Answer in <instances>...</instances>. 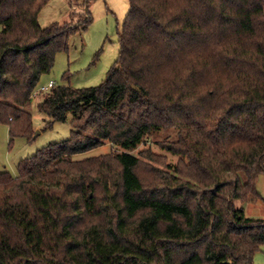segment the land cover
Instances as JSON below:
<instances>
[{"label": "trees", "instance_id": "16d2710c", "mask_svg": "<svg viewBox=\"0 0 264 264\" xmlns=\"http://www.w3.org/2000/svg\"><path fill=\"white\" fill-rule=\"evenodd\" d=\"M52 1L0 0L10 146L34 140L33 96L93 22L97 0H84V20L42 28ZM129 11L106 81L54 85L38 104L46 128L70 122L69 139L16 177L0 171V264H255L264 247V221L236 205L263 198L264 0H129ZM170 131L175 163L134 153ZM108 143L121 151L75 160Z\"/></svg>", "mask_w": 264, "mask_h": 264}, {"label": "rangeland", "instance_id": "374dc122", "mask_svg": "<svg viewBox=\"0 0 264 264\" xmlns=\"http://www.w3.org/2000/svg\"><path fill=\"white\" fill-rule=\"evenodd\" d=\"M75 5L77 7L74 10ZM86 10L84 0H78L76 4L66 0H53L40 13V25L42 28H48L53 24L74 25L84 20L87 16ZM89 11L93 17L89 30L71 37L68 52H61L57 55L52 71L44 75L39 88L47 86L50 82L55 83L56 86L91 88L102 84L108 78L109 69L118 60L119 33L130 12L129 0H97L90 3ZM43 96L36 97L31 106L32 121L36 131L34 140L29 141L19 137L10 146L9 127L0 124V171H8L16 177L18 175L17 165L21 160L31 158L39 150L51 144L69 139L72 131L70 122L56 123L53 128H46L45 119L47 117L40 112L38 107ZM177 136L176 131L161 132L156 134L149 143L140 146L134 153L140 156L142 152L149 150L159 157L166 156L167 163H175V158L168 154L166 148L171 147V143L177 139ZM112 150L121 151L108 143L86 154L77 155L75 160L107 155ZM155 165L164 168L157 163ZM258 191L262 194V199L250 203L236 201V205L244 207L248 217L264 221V173L260 177ZM255 264H264V247L256 253Z\"/></svg>", "mask_w": 264, "mask_h": 264}, {"label": "built area", "instance_id": "2783aa9c", "mask_svg": "<svg viewBox=\"0 0 264 264\" xmlns=\"http://www.w3.org/2000/svg\"><path fill=\"white\" fill-rule=\"evenodd\" d=\"M66 1H68L69 3H75L76 4V2H78V0H66ZM77 6L75 5L74 6V9L76 8ZM55 85V83H53V82H50L47 86H44V87H41V88H39L38 89V91H36V93L34 94V99L36 98V97H39L40 95H43L44 94V92H46L47 90H49L52 86H54Z\"/></svg>", "mask_w": 264, "mask_h": 264}, {"label": "crops", "instance_id": "0c3cea01", "mask_svg": "<svg viewBox=\"0 0 264 264\" xmlns=\"http://www.w3.org/2000/svg\"><path fill=\"white\" fill-rule=\"evenodd\" d=\"M45 8H46V7H45ZM45 8H44V9H45ZM44 9H43V10H44ZM43 10H42V11H43ZM74 10H75V9H74ZM41 13H42V12H41Z\"/></svg>", "mask_w": 264, "mask_h": 264}]
</instances>
